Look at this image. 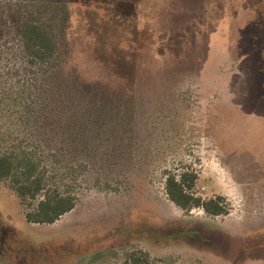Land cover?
Wrapping results in <instances>:
<instances>
[{
	"label": "rangeland",
	"instance_id": "374dc122",
	"mask_svg": "<svg viewBox=\"0 0 264 264\" xmlns=\"http://www.w3.org/2000/svg\"><path fill=\"white\" fill-rule=\"evenodd\" d=\"M32 82L49 172L36 199L0 181V264H264V0H0V87ZM169 172L229 213L178 207ZM55 193L75 207L28 223Z\"/></svg>",
	"mask_w": 264,
	"mask_h": 264
},
{
	"label": "trees",
	"instance_id": "16d2710c",
	"mask_svg": "<svg viewBox=\"0 0 264 264\" xmlns=\"http://www.w3.org/2000/svg\"><path fill=\"white\" fill-rule=\"evenodd\" d=\"M23 44L34 66L49 65L55 58L57 42L41 24L25 27ZM37 90L36 82L20 92H8L0 87V181H11L12 188L23 200L36 199L44 191L49 172L47 160L43 159L47 151L37 143V130L32 124L39 105ZM197 180L196 172L167 173L166 191L170 200L184 211L201 208L212 216L228 214L229 207L223 197L204 199L194 193ZM75 205L70 194H47L26 213V220L33 224L54 223ZM124 264L151 263L147 254L133 252Z\"/></svg>",
	"mask_w": 264,
	"mask_h": 264
}]
</instances>
